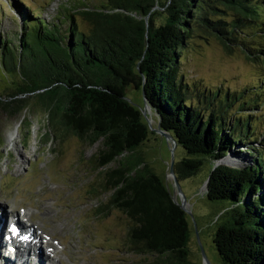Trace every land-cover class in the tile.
Wrapping results in <instances>:
<instances>
[{"label": "trees", "instance_id": "1", "mask_svg": "<svg viewBox=\"0 0 264 264\" xmlns=\"http://www.w3.org/2000/svg\"><path fill=\"white\" fill-rule=\"evenodd\" d=\"M158 8L165 16L159 25ZM24 11H17L18 33L0 31V69L13 84L0 109L16 115L41 107L43 145L58 131L101 144L93 160L105 170L108 198L98 213L113 208L126 218L131 250L154 259L143 264H191V231L138 151L152 132L126 95L131 87L144 90L160 128L187 155L174 164L178 182L208 165L206 199L228 203L213 237L221 263L264 264V144L248 113L261 101L188 84L179 71L188 43L207 37L264 69V0H104L73 12L60 7L50 21L34 0ZM229 157L245 162L216 167Z\"/></svg>", "mask_w": 264, "mask_h": 264}, {"label": "rangeland", "instance_id": "2", "mask_svg": "<svg viewBox=\"0 0 264 264\" xmlns=\"http://www.w3.org/2000/svg\"><path fill=\"white\" fill-rule=\"evenodd\" d=\"M103 1L34 0L36 5L44 7L41 17L46 21L52 20L60 7L73 12L87 5L99 6ZM28 6L30 0H0V31L6 35L18 33L20 26L17 11L26 15L28 11L25 13L24 7ZM28 9L29 13L37 14L34 8ZM157 14L154 22L159 25L165 16L160 8ZM76 22L80 29L85 27L81 18H76ZM179 60V71L188 84L199 83L211 91L220 90L221 96L237 92L241 94L240 102L260 100L259 105L257 102L248 113L254 115V127L260 133H257L258 140L263 135L264 144L262 67L246 59L239 51H224L210 37L193 38ZM11 82L12 78L1 73L0 69V95L4 96L2 101L8 89L13 86ZM259 91L262 93L257 97L256 92ZM126 95L135 107H144L142 91L131 87ZM238 108L239 104L234 110ZM148 118L156 128V116L148 111ZM47 130V117L41 107L32 106L29 112L16 115L0 109V211L6 212V220L16 217L25 231H31L30 225H33L44 232L51 246L57 250H44L43 238L46 237L42 235L36 246L41 248L48 261L55 258L58 264H143L153 261L152 257L138 255L131 250L125 231L127 221L118 210L108 208L98 213L108 198L101 190L105 170H96L93 160L101 150V144L90 145L71 132L58 131L54 133L50 144L43 145L42 135ZM13 133L16 136L10 140ZM258 140L253 145H259ZM138 151L152 171L163 180L170 193H173V181L168 178L171 153L166 140L150 133ZM186 156L183 149L177 148L174 152L175 163ZM113 166L111 164L108 168ZM208 169V165L204 166L196 176L179 183L191 212V217H188L191 231L188 261L191 264H203L199 244L209 264H222L213 237L218 226L225 220L222 214L228 203L206 199L203 185ZM28 209L32 210L29 216L21 217L22 211ZM0 239L4 241L2 237ZM27 254L26 258L20 253H4L0 249V264H45V257L39 261L32 252Z\"/></svg>", "mask_w": 264, "mask_h": 264}, {"label": "bare ground", "instance_id": "3", "mask_svg": "<svg viewBox=\"0 0 264 264\" xmlns=\"http://www.w3.org/2000/svg\"><path fill=\"white\" fill-rule=\"evenodd\" d=\"M16 132V131H15ZM16 136V133H13L9 139L12 140L14 137ZM231 160H225V163H228L230 165H241L245 162L244 159H240V161L237 159H233L231 157H229ZM31 209L28 210H24L22 211V213L20 214L21 217H27L29 216V213L31 212ZM6 213V212H5ZM3 211H0V224L2 225V228L4 229V231H2L4 238H6V242L3 243L2 241H0V249L2 250V252L6 253V251L10 252V253H20L23 256H28L27 252H32L34 254V256H37L39 258V261H41L42 259H44L43 257H45V263L48 262V259L46 258L45 254L41 251V248H38L36 246V243L38 240L41 239V235L45 236L46 238H43L44 242H47V249H51L53 248L54 251H56L57 249H55L53 247V245L51 246V244L49 245V237H47V235L40 231L37 227H34L33 225L30 226L31 231H29L28 229L25 231L20 227V224L18 223V221H12V219L10 220H6L8 219V216L5 214ZM10 227H14L16 230H18V233L16 235L13 234H7V231L9 230ZM40 231V235L38 234V232ZM52 240V239H51ZM18 244H24V245H18ZM30 249V250H28ZM26 256V258H27ZM50 264H58V260L55 258H51L49 260Z\"/></svg>", "mask_w": 264, "mask_h": 264}, {"label": "water", "instance_id": "4", "mask_svg": "<svg viewBox=\"0 0 264 264\" xmlns=\"http://www.w3.org/2000/svg\"><path fill=\"white\" fill-rule=\"evenodd\" d=\"M142 96H143V100H144V107L141 108L140 110H141L142 116L145 120V123H146L148 130L154 134L159 135L163 139H165L167 144L170 146L171 161L168 165V178L172 179V181H173V193H171L172 200L176 205H178L180 207V209L186 214L187 217H191L189 205H188L186 199L184 198V195H183L182 190L180 188V184H179L178 180L176 179L175 173H174V164H175L174 152L177 149V145H176L175 141L173 140V138L171 137V135L169 133L163 131L160 128L159 121H157L156 128H154L152 126V123H151L152 121L150 122L149 118H148V111H150V113H151V109L146 102L145 92L143 89H142ZM226 164L227 163H225L224 161L220 162V163H216V167L218 165H226ZM207 181L203 185L204 189H205V186L207 184ZM199 246H200V250L202 253L203 264H209L200 244H199Z\"/></svg>", "mask_w": 264, "mask_h": 264}]
</instances>
